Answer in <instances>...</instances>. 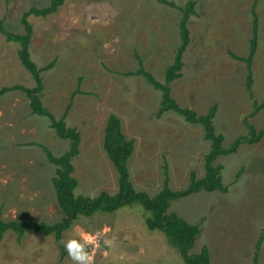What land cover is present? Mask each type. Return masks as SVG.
<instances>
[{
  "label": "rangeland",
  "instance_id": "obj_1",
  "mask_svg": "<svg viewBox=\"0 0 264 264\" xmlns=\"http://www.w3.org/2000/svg\"><path fill=\"white\" fill-rule=\"evenodd\" d=\"M183 6L188 0H167ZM196 14L189 17V43L179 78L169 94L179 106L203 114L212 105V122L223 134L224 145L246 129L241 118L250 110L245 89V65L229 52L245 57L252 30L251 8L257 17L255 51L251 59L250 90L264 100V0H194ZM51 0H0V19L11 32H23L25 11ZM255 5V6H253ZM181 14L158 0H66L46 17L31 15L30 55L41 72L44 106L82 135L80 154L73 161L78 183L75 193L95 195L117 189L118 173L104 149V127L109 115L119 117L122 131L135 141L129 160L131 181L149 195L162 184L164 172L171 189L188 183L191 170L204 173L203 155L210 142L199 125L185 122L172 111L156 115L160 92L142 77L128 75L143 68L162 82L178 44ZM19 45L0 33V89L34 85L21 65ZM79 85L77 86V84ZM79 92H76V88ZM248 121L264 129V108ZM41 145L55 155L69 148V140L56 136L46 117L31 112L21 91L0 96V211L10 218L53 222L63 216L51 177V164ZM223 165L225 192L197 190L169 201L168 210L200 232L191 251L205 244L211 264H252L255 242L257 264H264V138L241 145L237 152L217 158ZM150 213L139 204H125L106 212L78 215L63 231V240L81 232L102 233L95 248V264H184L178 251L159 229L149 230ZM107 226L110 230L104 233ZM113 240L107 247L103 241ZM89 252L93 249L89 247ZM0 264H73L53 234L28 230L20 240L12 230L0 241Z\"/></svg>",
  "mask_w": 264,
  "mask_h": 264
},
{
  "label": "trees",
  "instance_id": "obj_2",
  "mask_svg": "<svg viewBox=\"0 0 264 264\" xmlns=\"http://www.w3.org/2000/svg\"><path fill=\"white\" fill-rule=\"evenodd\" d=\"M66 0H51L43 7L33 6L22 15L21 22L23 32H11L6 29L5 19H0V33L7 41L15 42L19 45L17 56L21 65L30 73L34 85L26 87L21 84L3 86L0 89V96L10 91H21L28 100L31 112L38 116L46 117L49 120V126L54 130L56 136L69 140V148L60 155H55L47 146L41 145L45 151L48 161L56 166L55 175L51 177V184L54 189L57 204L63 213V216L53 222L35 219H17L10 218L5 220L0 211V241L7 231H14L18 240L28 231L37 230L43 234H53L55 241L60 249V255H65L66 251L61 244L63 240V231L70 227L72 221L78 215H91L94 211L101 210L111 212L125 204L137 203L144 210L150 213L145 217V224L149 230L159 229L162 231L167 242L174 246L178 251L184 264H211L208 249L205 244L200 245L197 251H191L194 239L200 232L197 222H188L174 211H169V201L179 196H185L197 190H218L225 192L227 186L221 182L223 165L216 163L218 157L229 155L238 151L241 145H253L264 138V129H257L253 123L248 121L264 108V100L256 101L251 93V59L255 51L257 17L254 7L251 8L252 30L248 40V52L245 57H241L229 52V55L240 60L245 65V89L248 97L251 99L250 110L247 115L241 118V124L244 125L246 132L236 136L227 146L224 145L223 134L217 133L212 119L216 111V105L212 104L205 113L199 114L195 110L179 106L178 103L170 97L169 84L180 77L183 66L182 54L189 43L188 20L193 14H196L194 0H188L183 6H177L172 1L158 0L161 3L176 8L180 14L178 23V44L174 49L171 62L167 64L163 71L162 82L156 80L153 75L146 71L142 63L138 60V68L128 75H137L142 77L147 84L153 86L160 92L156 115L163 112L172 111L181 116L182 119L190 124H197L203 129V138L210 142L209 150L203 155L204 173L202 177H197L194 170H191L188 177V183L180 189L169 188L167 182V173L161 186L149 195L146 191L137 190L134 187L130 177L129 160L135 150V141L126 136L122 131V124L114 114L108 116L104 127V149L112 161L118 176L117 189L110 193L107 190H101L95 195H85L75 193V187L78 183L75 175L76 167L74 159L80 154V145L82 135L75 127L68 126L65 121L66 111L63 115L57 117L51 113L43 104L42 90L43 80L41 72L53 67L54 61H50L44 67H38L32 60L29 47L33 33V25L29 20L31 15L46 17L56 13ZM255 6V5H253ZM79 83L77 84V86ZM76 88V92H79ZM263 238L260 234L255 242V250L252 255V264H257V248ZM166 264V263H165Z\"/></svg>",
  "mask_w": 264,
  "mask_h": 264
},
{
  "label": "clouds",
  "instance_id": "obj_3",
  "mask_svg": "<svg viewBox=\"0 0 264 264\" xmlns=\"http://www.w3.org/2000/svg\"><path fill=\"white\" fill-rule=\"evenodd\" d=\"M110 229L105 226L103 232L107 233ZM102 233L97 231L95 233L91 232H81L78 234V238H70L66 241L62 240L67 256L73 262V264H95L94 251L99 243V239ZM103 243L107 247L113 246V240L105 239ZM91 247L93 252H89L88 249Z\"/></svg>",
  "mask_w": 264,
  "mask_h": 264
}]
</instances>
